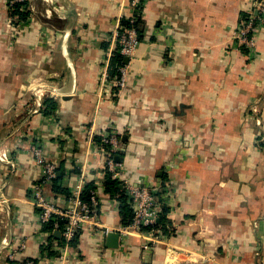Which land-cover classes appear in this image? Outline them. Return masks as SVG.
<instances>
[{
	"label": "crops",
	"instance_id": "1",
	"mask_svg": "<svg viewBox=\"0 0 264 264\" xmlns=\"http://www.w3.org/2000/svg\"><path fill=\"white\" fill-rule=\"evenodd\" d=\"M253 1L148 0L118 93L101 78L128 0H27L24 20L0 0V264H264V227H252L264 215V15L254 56L234 39ZM109 131L121 180L158 189L157 221L167 209L173 233L159 230L155 244L120 235L108 248L122 226L101 189L95 226L75 247L50 243L31 201L41 173L30 148L70 194L82 172L84 184L101 182L94 146Z\"/></svg>",
	"mask_w": 264,
	"mask_h": 264
},
{
	"label": "built area",
	"instance_id": "2",
	"mask_svg": "<svg viewBox=\"0 0 264 264\" xmlns=\"http://www.w3.org/2000/svg\"><path fill=\"white\" fill-rule=\"evenodd\" d=\"M23 1L26 0H8V3L9 5H13L16 2ZM147 1L148 0H128L131 14L125 19H127L130 24L142 19L143 9ZM22 9L25 8L22 7ZM245 14L246 18L239 19L236 30L234 31V39L239 46H244V48L249 51V56L252 57L256 53L255 36L259 29V25L263 22L264 0H254L251 9L245 12ZM121 20L122 18L118 20L116 28L110 36V56L101 78L102 87L108 82L117 89L118 93L126 86L128 64L134 57L139 42L136 30L134 28L123 27L121 25ZM115 52L120 55L123 60L126 58L128 62L126 64L123 62L122 66L117 70V75L112 77L108 73V66L110 58ZM112 79L113 82L111 81ZM37 92L38 91H34L33 95L36 97V101H39L41 96ZM53 93L50 94H57L55 91ZM37 106L41 108L39 103H37ZM94 147L97 153L104 158V168L101 173V178L104 176V170L107 169L112 173L113 178L121 180V163L116 162L113 158V154L119 148V141L116 138V134L112 131L105 132L102 135L101 144ZM30 151L41 173L40 183L35 185L31 191V201L39 210L38 214L41 225L49 222L53 223V229L59 232L60 236L65 241L72 239L76 233L83 231L84 228L95 226L100 205L99 193L102 189L101 182H96L95 189L90 192L89 203L83 202L81 194L85 187L83 183L85 172H82L79 179L80 183L70 192V196L67 198L68 205L66 207H61L56 203L55 199L46 198L44 191L47 186L52 184V181L56 177L57 168L55 164L44 159L40 147L32 146ZM121 182L125 188L127 204L132 212V220L127 227L118 229L119 236L126 237L131 234H142L141 237L147 239L148 243L152 244L158 243L160 240L164 239L163 234L158 229L154 228L159 215V207L156 200L158 189L156 187L149 188L142 184H129L125 180H121ZM0 198H2L1 194ZM2 201L4 202L3 199ZM261 226L264 227V216L252 222L254 230H257ZM142 229H148V231L143 232ZM7 244L8 242H4L3 245ZM147 245L148 244H145L144 248H147ZM23 248L24 245L21 244L18 250H22ZM64 250H66V248ZM13 256L12 253L9 254V258L12 259ZM26 263L32 264L31 262Z\"/></svg>",
	"mask_w": 264,
	"mask_h": 264
},
{
	"label": "trees",
	"instance_id": "3",
	"mask_svg": "<svg viewBox=\"0 0 264 264\" xmlns=\"http://www.w3.org/2000/svg\"><path fill=\"white\" fill-rule=\"evenodd\" d=\"M27 0L23 2H16L13 5H10V15L17 17L19 20H24L26 16L28 15V12H24L25 10H21L22 7H27ZM246 18V14L242 13L240 14V19ZM121 25L125 28H134L136 30L138 41L141 40L142 31L140 29L141 20L136 21L133 24H130L127 19L121 20ZM123 64V59L120 55H118L116 52L112 54L109 66H108V73L110 76H116L118 73V68L121 67ZM45 104H47L48 108L53 107V103L51 100H46ZM115 154V155H114ZM113 154V158L115 159L118 155V152L116 151ZM61 177L56 175L54 180L52 181V184L46 188V198H55L59 195L65 196V198H68L70 194L66 192V190L59 185V180ZM101 186L103 191L108 194L110 197L116 199L118 202V209H119V218H120V225L122 227H127L132 220V212L129 208V205L127 204V197L125 196V188L123 183L113 178L112 173L109 172L107 169L104 170V176L101 179ZM96 187L95 181H90L89 183L85 184L84 191L81 194V199L83 202L89 203L90 200V192L94 190ZM167 209H162L161 216L159 218V222L156 223L154 228L162 231V233L165 235V237H170L173 233V228L170 227V222L166 218ZM170 225V226H169ZM143 232H147L148 229H142ZM42 232L49 234V242H56L60 247H75L78 244V241L80 239V235L82 231H79L76 233V235L70 239L69 241H65L62 237L59 240L54 239L53 233L55 230L53 229V223L49 222L47 224L42 225ZM47 251L48 256H58V252L51 251L50 248H44L42 247V250Z\"/></svg>",
	"mask_w": 264,
	"mask_h": 264
},
{
	"label": "water",
	"instance_id": "4",
	"mask_svg": "<svg viewBox=\"0 0 264 264\" xmlns=\"http://www.w3.org/2000/svg\"><path fill=\"white\" fill-rule=\"evenodd\" d=\"M124 64H126L128 62V60L125 58L123 60ZM158 222V221H157ZM55 236H59V232H55L54 233ZM119 233L118 232H109L107 234V238H106V246L108 248H112L115 249L118 247L119 244Z\"/></svg>",
	"mask_w": 264,
	"mask_h": 264
},
{
	"label": "rangeland",
	"instance_id": "5",
	"mask_svg": "<svg viewBox=\"0 0 264 264\" xmlns=\"http://www.w3.org/2000/svg\"><path fill=\"white\" fill-rule=\"evenodd\" d=\"M257 140H259V139H257ZM257 144H258L259 148H263V150H264V140L263 139L260 138V141H257Z\"/></svg>",
	"mask_w": 264,
	"mask_h": 264
},
{
	"label": "bare ground",
	"instance_id": "6",
	"mask_svg": "<svg viewBox=\"0 0 264 264\" xmlns=\"http://www.w3.org/2000/svg\"><path fill=\"white\" fill-rule=\"evenodd\" d=\"M46 2V1H45ZM48 12V11H47ZM44 14V13H43ZM47 14V13H46ZM46 17V16H45ZM48 18V17H47Z\"/></svg>",
	"mask_w": 264,
	"mask_h": 264
}]
</instances>
